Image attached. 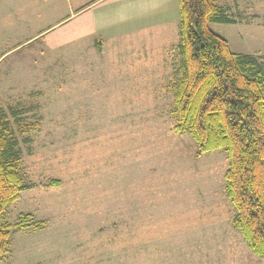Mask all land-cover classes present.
Instances as JSON below:
<instances>
[{"label":"rangeland","instance_id":"obj_1","mask_svg":"<svg viewBox=\"0 0 264 264\" xmlns=\"http://www.w3.org/2000/svg\"><path fill=\"white\" fill-rule=\"evenodd\" d=\"M215 2L238 23L211 29L264 65V0ZM177 41L178 0H0V105L32 185L0 264H264L224 149L174 131Z\"/></svg>","mask_w":264,"mask_h":264},{"label":"trees","instance_id":"obj_2","mask_svg":"<svg viewBox=\"0 0 264 264\" xmlns=\"http://www.w3.org/2000/svg\"><path fill=\"white\" fill-rule=\"evenodd\" d=\"M236 22L215 0H178L173 128L192 137L197 154L224 149V189L233 208L232 225L248 249L264 257V65L252 54L232 51L209 26ZM18 142L0 105V262L10 242L6 209L32 186L21 172ZM28 215L20 213L14 228L26 227Z\"/></svg>","mask_w":264,"mask_h":264},{"label":"crops","instance_id":"obj_3","mask_svg":"<svg viewBox=\"0 0 264 264\" xmlns=\"http://www.w3.org/2000/svg\"><path fill=\"white\" fill-rule=\"evenodd\" d=\"M252 1H254V0H252ZM254 4V3H253ZM236 23H238V22H236ZM235 24V23H234ZM250 54V53H249ZM252 55H254V54H252ZM255 56V55H254ZM256 57V56H255Z\"/></svg>","mask_w":264,"mask_h":264}]
</instances>
